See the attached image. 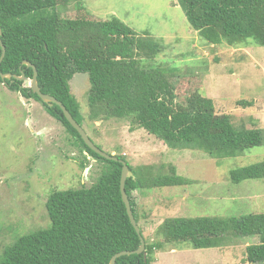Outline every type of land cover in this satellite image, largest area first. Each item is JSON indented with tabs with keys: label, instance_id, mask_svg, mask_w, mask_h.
<instances>
[{
	"label": "trees",
	"instance_id": "1",
	"mask_svg": "<svg viewBox=\"0 0 264 264\" xmlns=\"http://www.w3.org/2000/svg\"><path fill=\"white\" fill-rule=\"evenodd\" d=\"M61 1L72 2L0 0L2 42L6 48L1 71L24 76V81L6 80L8 89L41 103L82 152L104 167L89 188L53 192L46 203L49 227L17 238L0 255V264H110L116 254L136 251L141 246L122 198L123 165L92 151L60 106L46 105L25 85L34 77L33 68L24 65L25 61L37 68L42 93L61 101L81 126L84 118L80 104L70 88L76 74L89 77V117L93 121L132 118L169 148L200 150L214 159L236 158L264 145L262 129H238L229 115L216 113L212 99L193 94L180 104L173 84L181 78L178 70L146 64L164 51L163 44L148 32L139 34L117 17L104 21L65 19L55 12ZM177 1L191 28L206 43L232 47L252 43L264 48V0ZM0 82L4 83L1 77ZM117 157L127 162L124 156ZM129 166L133 177L127 180L126 191L138 225L140 216L133 192L190 182L174 167L171 173L154 174L149 168ZM263 179L264 160L231 172L234 184ZM141 232L143 235L142 228ZM159 233L163 242L150 243L144 237L145 252L123 256L117 264H153L163 244L189 243L194 249H211L248 237H258L260 243L246 248L244 264L264 262V214L173 217L163 222Z\"/></svg>",
	"mask_w": 264,
	"mask_h": 264
},
{
	"label": "rangeland",
	"instance_id": "2",
	"mask_svg": "<svg viewBox=\"0 0 264 264\" xmlns=\"http://www.w3.org/2000/svg\"><path fill=\"white\" fill-rule=\"evenodd\" d=\"M55 12L65 19L117 17L139 34L148 32L164 51L146 64L178 70L181 78L173 84L180 104L200 94L212 99L216 113L229 115L238 129L264 131L263 47L206 43L191 28L177 0L61 1ZM70 88L80 104L83 127L99 149L124 156L132 167L149 168L154 174L171 173L174 167L190 181L180 187L133 192L139 226L148 242L164 241L159 227L168 218L264 214V179L231 181L232 171L264 160V145L226 159H214L200 150H173L132 118L91 120L88 75L76 74ZM103 167L82 152L41 103L0 82V255L17 238L49 227L46 203L53 192L89 188ZM259 243L258 237H248L211 249L163 244L153 264H244L246 248Z\"/></svg>",
	"mask_w": 264,
	"mask_h": 264
},
{
	"label": "water",
	"instance_id": "3",
	"mask_svg": "<svg viewBox=\"0 0 264 264\" xmlns=\"http://www.w3.org/2000/svg\"><path fill=\"white\" fill-rule=\"evenodd\" d=\"M2 34H3V32H2L1 25H0V45L2 47V56H1V59H0V77L4 81V85H6V80L14 79V80H17V81H24V76L18 77V76H15L13 74L2 73V71H1V64H2V62L4 60V58H5V55H6V48H5V46H4L3 42H2ZM23 64L26 65L27 67L33 68V70H34V77H33V80L31 81V85H30V88L32 89V91L35 94H37L46 105H48L50 107H53L55 104L60 106L61 109L64 112V115H65L66 119L73 126V128L78 131V133L82 137V139L85 142V144L92 151H94L99 156H101V157H103V158H105L107 160L114 161V162H120L123 165V171H122V177H121L122 198H123V202H124V204L126 206L127 213H128L129 218H130V221H131L133 227L135 228L137 234L140 236L141 246L136 251H131V252L130 251H124V252L116 254L114 257H112V259L110 261V264H117V260L119 258L123 257V256H131V255H134V254H138V255L143 254L145 252V250H146V241H145L144 236L142 235L141 228H140V226L138 225V223L136 221V218H135L133 210H132L131 201H130V198H129V196L127 194V191H126V182H127V180L129 178L133 177V173L130 170L129 164L126 161H124L122 159H119L115 154H107V153L103 152L101 149H99L93 143L92 139L90 138V136L88 135V133L86 132L84 127L81 126L74 119L72 114L67 110L66 106L61 101H59L54 96L42 93V91H41V89L39 87V84H38V70H37V68L32 63H30L28 61H25Z\"/></svg>",
	"mask_w": 264,
	"mask_h": 264
}]
</instances>
